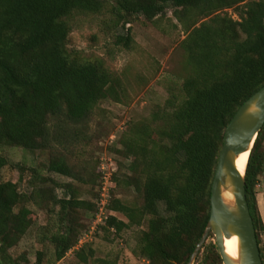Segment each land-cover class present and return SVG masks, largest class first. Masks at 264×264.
<instances>
[{"label":"trees","instance_id":"trees-1","mask_svg":"<svg viewBox=\"0 0 264 264\" xmlns=\"http://www.w3.org/2000/svg\"><path fill=\"white\" fill-rule=\"evenodd\" d=\"M169 6L185 35L179 46L186 75L150 117L128 122L120 149L114 150L130 158L128 174L114 180L116 186L132 187L142 202L113 198L109 209L127 221L110 214L101 227L118 234L145 225L135 253L148 264L188 263L209 219L210 186L224 129L243 102L264 86V0H111L108 10L114 24L124 27L131 15L158 22ZM105 8L104 0H0V148L44 150L51 117L79 122L101 101L121 100V80L100 57L67 47L70 17ZM130 40L127 30L116 42L128 48ZM8 164L0 153V264H30L24 254L13 258L9 250L33 225V204L55 216L44 226L55 261L74 249L77 264L89 259L91 264H115L94 258L89 244L75 248L85 229L82 216L98 212L97 194L94 201L81 199L70 183L43 175L74 177L62 156L51 155L44 166L29 168L28 193L1 179ZM25 170L19 167L20 182ZM263 174L264 124L244 177L262 264L264 228L256 187ZM55 187L64 189L61 197L54 194ZM43 256V250L36 251L35 264H42ZM195 264H222L214 243L204 242Z\"/></svg>","mask_w":264,"mask_h":264},{"label":"rangeland","instance_id":"rangeland-1","mask_svg":"<svg viewBox=\"0 0 264 264\" xmlns=\"http://www.w3.org/2000/svg\"><path fill=\"white\" fill-rule=\"evenodd\" d=\"M104 1L106 8L100 13L73 14L70 17L71 31L67 47L84 56L100 57L121 80V100L101 101L85 120L79 122H70L62 115L51 117L48 122V148L44 150L37 147L30 150L1 147L0 153L9 162L1 171V179L17 183L19 191L28 193L31 187L26 182L32 178L29 168L44 166L51 155L62 156L74 177L44 171L43 175L58 184L70 183L77 196L84 200L94 201L93 196L97 194L95 202H99L103 182L109 192L108 206L100 215L101 221L97 220V213L94 216L93 213L82 216L85 229L75 248L89 244L93 248L94 258H106L115 264H148L135 253L139 231L145 225L139 228L133 226L118 234L101 227L110 214L127 221L122 214L109 209L113 198L125 204L142 202L139 193L132 187L124 184L116 186L114 178L122 181V175L128 174L125 166L129 164L130 158H125L114 150L120 149L119 141L129 121L150 117L155 107L164 105L171 93L180 87L186 68L179 42L185 35L170 6L158 22H149L141 16L131 15L127 17L128 22L123 27L120 23L114 24L109 17L108 6L111 0ZM226 11L237 19L232 9ZM127 30L131 37L128 48L121 42H116L117 36L125 35ZM19 167L26 168L23 173L25 182L19 180ZM256 190L264 192V174L260 177ZM54 194L57 198L61 197L64 189L55 187ZM260 206L264 217V193L260 195ZM34 208L33 225L18 244L9 250V254L13 258L24 254L30 264H35L36 251L43 250L42 264H77L74 249L68 251L61 260H54L52 245L44 226L51 224L55 216L48 217L46 210L36 208L33 204ZM260 240V247L264 252V239L260 237ZM205 243L215 244L214 235H208ZM87 264H91L90 259ZM192 264H195V260Z\"/></svg>","mask_w":264,"mask_h":264},{"label":"water","instance_id":"water-1","mask_svg":"<svg viewBox=\"0 0 264 264\" xmlns=\"http://www.w3.org/2000/svg\"><path fill=\"white\" fill-rule=\"evenodd\" d=\"M263 124L264 86L243 102L224 129L211 180L209 219L187 264L194 262L209 233L215 237L222 264H262L245 196V170L239 173L235 160L240 153H250ZM233 236L237 238L236 259L229 257L223 248L224 238Z\"/></svg>","mask_w":264,"mask_h":264},{"label":"bare ground","instance_id":"bare-ground-1","mask_svg":"<svg viewBox=\"0 0 264 264\" xmlns=\"http://www.w3.org/2000/svg\"><path fill=\"white\" fill-rule=\"evenodd\" d=\"M249 157V151H245L243 153H240L236 160H235V166L239 173L243 174L245 170V166L247 164ZM227 199L230 198V195L225 196ZM223 248L225 249V253L233 258L236 259L237 257V238L236 236H233L231 238H224L223 240Z\"/></svg>","mask_w":264,"mask_h":264},{"label":"built area","instance_id":"built-area-1","mask_svg":"<svg viewBox=\"0 0 264 264\" xmlns=\"http://www.w3.org/2000/svg\"><path fill=\"white\" fill-rule=\"evenodd\" d=\"M104 185L105 183L103 182V186H101L99 194L98 212L96 215L98 221H101L100 215L103 214V209H107L106 207L108 205L109 192Z\"/></svg>","mask_w":264,"mask_h":264},{"label":"crops","instance_id":"crops-1","mask_svg":"<svg viewBox=\"0 0 264 264\" xmlns=\"http://www.w3.org/2000/svg\"><path fill=\"white\" fill-rule=\"evenodd\" d=\"M263 193L264 192H262V193L257 192L256 199H257V206H258V209H259V212H260V216H261L262 223H263V228H264V217H263V214H262V211H261V206H260V195H262ZM260 237L264 239V230L260 234Z\"/></svg>","mask_w":264,"mask_h":264}]
</instances>
